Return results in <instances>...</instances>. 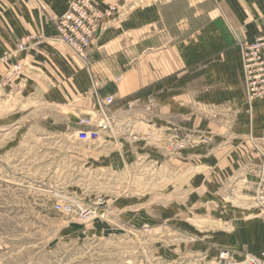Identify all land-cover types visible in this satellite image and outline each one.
<instances>
[{
  "label": "crops",
  "instance_id": "obj_1",
  "mask_svg": "<svg viewBox=\"0 0 264 264\" xmlns=\"http://www.w3.org/2000/svg\"><path fill=\"white\" fill-rule=\"evenodd\" d=\"M72 1L0 0V90L22 93L25 105L46 107L52 127L66 123L78 128L82 115L96 110L100 99L112 97L115 102L107 110L118 123L129 121L128 111L135 121L179 130L180 138L190 133L198 144L169 157L144 146L141 139L134 145L117 140L114 162L108 160L107 168L123 169L122 147L128 145L133 159L145 155L162 164L164 158L169 193L179 192V206L186 212L212 207V216L201 217L212 230L216 227L211 238L223 242L237 259L245 253L260 255L264 224L252 218L253 210L213 207L223 208V198L231 191L243 194L237 185L245 180L254 194L256 177L264 171V154L259 159L254 150L258 144L264 151V98L247 104L237 45L238 39L253 40L264 31V0H93L100 9L114 2L119 6L101 24L88 50L87 68L78 67L67 47H54L55 24ZM35 33L45 37L14 53ZM17 64L20 75L3 88ZM151 100L153 110L146 114L145 104ZM188 192L190 197L197 194L200 205L195 197L188 204Z\"/></svg>",
  "mask_w": 264,
  "mask_h": 264
},
{
  "label": "rangeland",
  "instance_id": "obj_2",
  "mask_svg": "<svg viewBox=\"0 0 264 264\" xmlns=\"http://www.w3.org/2000/svg\"><path fill=\"white\" fill-rule=\"evenodd\" d=\"M112 4L119 3L106 7ZM43 37V33L31 34L19 46L25 43L26 50L29 41H41ZM54 41L55 48L66 47L56 41V36ZM18 50L14 53H21ZM71 53L78 67L87 68ZM20 72L19 64L13 66L2 87ZM0 91V264H243L264 253H245L237 259L223 242L213 240L216 227L212 230L201 218L212 216V207L199 206L198 210L191 207L186 212L179 206V192L169 193L171 187L165 176L169 171L164 158L162 164L144 156L135 155L133 159L127 144L122 147L121 154L125 156L122 170L116 172L106 164L108 160L114 162L117 140L134 145L141 139L144 146L169 157L198 144L190 133L187 138H180L179 130L151 127L146 119L135 121L127 108L125 119L129 121L121 124L112 118L116 125L102 134L103 144H84L77 139L80 127L66 123L52 127L47 122L46 107L34 102L25 105L22 93L11 95L12 92ZM246 101L250 106L254 102ZM148 106L149 102L145 104L146 114L153 110L154 103L149 110ZM99 110L98 103L96 110L88 113L96 116ZM185 141L187 145L179 148ZM254 150L261 159L263 148L255 144ZM261 163L264 169V158ZM256 178L254 194L245 180L237 185L242 187L243 194L231 191L223 198V208L215 206L214 210L231 208L244 213L253 210L252 218L264 224L254 204L256 187L264 179V171ZM150 185L155 188H149ZM196 195L190 197L187 193L188 204ZM132 197L139 199L133 201ZM100 201L105 204L99 205ZM200 201L195 197V204L200 205ZM238 201L251 206L242 208ZM65 203L71 206L69 214L57 209V205ZM90 211L94 213L92 218L81 216ZM128 231L136 232L137 237ZM226 252L231 257L222 260L221 255Z\"/></svg>",
  "mask_w": 264,
  "mask_h": 264
},
{
  "label": "built area",
  "instance_id": "obj_3",
  "mask_svg": "<svg viewBox=\"0 0 264 264\" xmlns=\"http://www.w3.org/2000/svg\"><path fill=\"white\" fill-rule=\"evenodd\" d=\"M213 1L218 3L220 0ZM118 6V4H112L100 9L93 0H73L66 14L55 24L56 41L69 48L84 63L88 64L87 53L101 24L106 18L116 13ZM237 45L241 52L243 83L247 99L252 102L264 98V31L253 40L238 39ZM18 48L21 52L25 51V43ZM16 69L18 71L19 67ZM112 103H114L113 98H108L106 102L99 100V116L87 115L78 121L80 130L77 132V139L80 143L95 145L104 141L102 134L112 131L114 125V120L107 110ZM152 104L153 100L149 102L150 106ZM185 145H187L186 141L183 144L181 142L179 148L182 149ZM100 204L104 205L105 201H100ZM255 205L264 222V179L256 187ZM57 209L68 214L72 211L67 203L57 205ZM92 213V211L84 212L81 216L90 218L94 216ZM229 257V252L221 255L222 260H228ZM243 264H264V253L258 258L248 259Z\"/></svg>",
  "mask_w": 264,
  "mask_h": 264
},
{
  "label": "bare ground",
  "instance_id": "obj_4",
  "mask_svg": "<svg viewBox=\"0 0 264 264\" xmlns=\"http://www.w3.org/2000/svg\"><path fill=\"white\" fill-rule=\"evenodd\" d=\"M69 5H70V4H69ZM65 14H66V13H65ZM57 42H58V41H57ZM18 51H19V50H18ZM19 52H21V51H19ZM22 52H23V51H22ZM135 114H136V113H135ZM94 116H95V115H94ZM139 119H140V118H139ZM113 122H114V121H113ZM130 123H131V122H130ZM132 123H133V122H132ZM132 123H131V124H132ZM134 124H135V123H134ZM115 125H116V124H115V122H114L113 128L115 127ZM129 125H130V124H129ZM113 128H112V129H113ZM115 129H116V128H115ZM115 129H114V130H115ZM114 130H113V133H115ZM155 132H156V131H155ZM113 133H112V134H113ZM146 133H147V132H146ZM156 133H157V132H156ZM144 134H145V133H144ZM144 134H143V135H144ZM143 135H142V136H143ZM155 135H156V134H155ZM153 136H154V134H153ZM109 138H110V137H109ZM135 138H136V137H135ZM153 139H154V138H153ZM153 139H152V140H153ZM152 140H151V141H152ZM129 141H130V140H129ZM148 142H149V141H148ZM116 143H117V142H116ZM113 144H114V143H113ZM144 156H145V155H144ZM126 167H127V166H126ZM149 169H150V168H149ZM147 170H148V168H147ZM141 171H142V169H141ZM154 172H155V171H154ZM151 176H152V175H151ZM161 181H163V180H161ZM255 184H256V183H255ZM177 185H178V184H177ZM41 190H42V189H41ZM57 195H58V194H57ZM58 196H60V195H58ZM186 196H187V195H186ZM159 200H162V199H159ZM128 201H129V200H128ZM156 202H157V201H156ZM167 203H168V202H167ZM234 203H235V202H234ZM254 204H255V203H254ZM254 204H253V206H254ZM82 206H83V205H82ZM255 206H256V205H255ZM140 208H141V207H140ZM138 209H139V208H138ZM115 213H116V212H115ZM92 214H93V213H92ZM91 218H92V217H91ZM106 220H107V218H106ZM191 221H192V220H191ZM118 225H119V224H118ZM118 225H117V226H118ZM156 229H157V228H156ZM128 232H129V234H131V235H133V236H136V235H135L136 232H135V233H133L132 231H128ZM136 237H137V236H136ZM143 249H144V248H143ZM145 251H146V250H145ZM252 256H253V255H252ZM230 257H231V256H230ZM241 260H242V259H241ZM243 260H244V259H243ZM228 264H230V263H228Z\"/></svg>",
  "mask_w": 264,
  "mask_h": 264
}]
</instances>
